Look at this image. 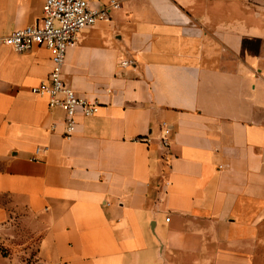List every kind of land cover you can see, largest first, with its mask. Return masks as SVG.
Listing matches in <instances>:
<instances>
[{"label":"crops","instance_id":"1","mask_svg":"<svg viewBox=\"0 0 264 264\" xmlns=\"http://www.w3.org/2000/svg\"><path fill=\"white\" fill-rule=\"evenodd\" d=\"M119 1L67 53L65 81L100 104L71 138L32 91L51 52L0 48V254L264 264V0ZM44 3L0 0V36Z\"/></svg>","mask_w":264,"mask_h":264},{"label":"built area","instance_id":"2","mask_svg":"<svg viewBox=\"0 0 264 264\" xmlns=\"http://www.w3.org/2000/svg\"><path fill=\"white\" fill-rule=\"evenodd\" d=\"M119 0H110L100 8L91 6L90 0H45L41 22L14 29L0 36V48L12 47L24 53L37 46H44L52 55V69L47 79L34 86L36 94L48 96L51 110H62L65 114L63 136L71 138L77 131L79 116H92L99 112L100 104L80 96L64 78V68L69 49L75 46L78 34L100 21H110L112 12L121 8ZM124 66L134 65L133 59L122 61ZM57 124L51 125L54 131ZM171 128L164 130L163 144L168 145Z\"/></svg>","mask_w":264,"mask_h":264},{"label":"rangeland","instance_id":"3","mask_svg":"<svg viewBox=\"0 0 264 264\" xmlns=\"http://www.w3.org/2000/svg\"><path fill=\"white\" fill-rule=\"evenodd\" d=\"M28 261V264H39L37 263L36 261L34 260H27ZM0 264H10V260H8L6 257H5V253L4 251L1 249V254H0Z\"/></svg>","mask_w":264,"mask_h":264}]
</instances>
